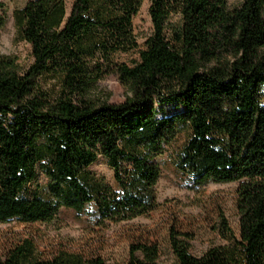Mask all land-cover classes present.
Masks as SVG:
<instances>
[{"label":"trees","instance_id":"trees-1","mask_svg":"<svg viewBox=\"0 0 264 264\" xmlns=\"http://www.w3.org/2000/svg\"><path fill=\"white\" fill-rule=\"evenodd\" d=\"M144 0H28L13 11L30 45L21 68L0 55V223L49 222L94 204L118 223L154 210L164 155L185 127L176 168L193 185L237 183L238 231L223 215V243L200 254L169 231L175 264H264V0H150L151 30L136 40ZM0 3V31L6 23ZM117 74L122 101L96 95ZM181 109L172 115L165 106ZM104 159L119 190L91 169ZM41 178L45 186H41ZM125 264H158L155 244L131 245ZM0 264H106L59 251L42 258L30 240Z\"/></svg>","mask_w":264,"mask_h":264},{"label":"rangeland","instance_id":"rangeland-1","mask_svg":"<svg viewBox=\"0 0 264 264\" xmlns=\"http://www.w3.org/2000/svg\"><path fill=\"white\" fill-rule=\"evenodd\" d=\"M28 0H0L4 5L6 23L0 31V55L11 56L21 68L32 61L30 45L16 37L13 11L21 8ZM73 0H65L66 11ZM241 0H229L236 5ZM150 0H144L132 19L133 31L139 43L150 33ZM96 95L109 96V102H120L125 89L120 85L117 74L103 77L97 86ZM181 108L174 104L165 106V113L172 115ZM178 134L170 149L155 159L160 168V179L156 184L157 207L147 214L130 220L101 223L94 204H88L78 213L61 207L58 215L49 222L21 223L12 220L0 223V256L17 243L30 240L42 258L56 255L59 251L80 253L84 257L99 256L106 264H125L131 245L136 243L155 244L159 249L158 264H175L170 249L168 234L171 229L185 232L192 238L190 251L200 254L212 245L222 244L219 219L221 215L234 232L238 231V214L235 206L237 183H207L193 185L176 168V156L189 136L185 127H178ZM91 169L103 177L113 190H119L112 170L102 158ZM41 186L45 181L41 178Z\"/></svg>","mask_w":264,"mask_h":264}]
</instances>
